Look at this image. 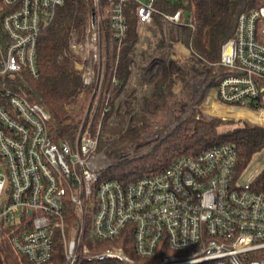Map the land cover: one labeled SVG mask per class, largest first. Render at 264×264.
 <instances>
[{
    "label": "built area",
    "instance_id": "2783aa9c",
    "mask_svg": "<svg viewBox=\"0 0 264 264\" xmlns=\"http://www.w3.org/2000/svg\"><path fill=\"white\" fill-rule=\"evenodd\" d=\"M87 1L84 33L72 32L69 47L81 75L80 97L88 92L90 99L75 140L55 143L50 114L11 83L24 71L38 75L40 35L65 0H0V227L6 233L0 264L9 263L6 237L18 264H264V148L243 169L236 144L228 142L133 182L105 177L139 154L100 149L103 120L116 124L127 111L131 117L145 97L132 80L136 65L116 94L127 14L132 10L137 20L135 51L148 40L146 32L157 34L155 16L192 28L194 17L181 6L186 0L167 1L179 5L174 12L157 0ZM218 65L224 75L208 93L264 129V5L239 16ZM117 240L122 244L106 246Z\"/></svg>",
    "mask_w": 264,
    "mask_h": 264
},
{
    "label": "trees",
    "instance_id": "16d2710c",
    "mask_svg": "<svg viewBox=\"0 0 264 264\" xmlns=\"http://www.w3.org/2000/svg\"><path fill=\"white\" fill-rule=\"evenodd\" d=\"M167 1L169 3V0H157V6L165 11H176L179 5H169ZM262 5L264 0H186L181 6L192 13L194 28L167 25L155 16L156 38L149 45L152 50L143 51L142 56L150 57L152 62L159 65L160 75L153 80L151 91L140 102L137 113L131 117H128L131 114L129 111L124 115L118 114V122L113 125L107 122V118L103 120L100 149L105 148L109 155L119 157L121 152L131 148L140 151L152 142H155V146L117 163L105 173L106 178L122 183L133 182L167 169L179 157L194 156L228 142L236 144L237 167L243 169L255 154L263 150V128L243 122L238 127L228 129L226 127L232 125L231 121L225 122L219 118L209 120L199 117L197 112H192L166 136L148 141L147 135L153 127L165 124L175 107L186 102L188 86L196 77H205L207 71L211 70V75L207 77L208 92L217 86L224 75L221 67L217 69L222 46L234 35L239 16ZM89 6L87 0H65V4L57 10L53 23L40 35L38 75L24 71L11 83L14 91L21 93L31 103L41 105L50 114L49 133L55 143L75 140L84 114V111L76 113L72 109L78 104L82 85L81 75L75 69L77 57L69 47V36L72 32L79 36L84 33ZM127 17L129 32L120 51L117 95L125 90L133 73L135 50L140 41L132 10ZM178 48L187 50L188 55H180ZM211 114L249 117L244 111L226 109ZM5 234L0 227V240ZM7 238L4 239V249L9 258L8 264H18L19 256ZM131 241L127 240L128 243ZM120 244L117 240L106 246Z\"/></svg>",
    "mask_w": 264,
    "mask_h": 264
},
{
    "label": "rangeland",
    "instance_id": "374dc122",
    "mask_svg": "<svg viewBox=\"0 0 264 264\" xmlns=\"http://www.w3.org/2000/svg\"><path fill=\"white\" fill-rule=\"evenodd\" d=\"M145 35L148 37V40H145L141 45L140 51H137L138 59L136 62V67L134 69V72L136 73L137 77L132 79L133 82L139 85L142 97L146 96V91L148 89V87H146V84L149 85V83L152 80H154L157 76L160 75L159 65L152 62L150 57L142 56L143 51L152 50V48L149 45L152 44L156 38L153 37L154 34L151 33L148 35V33L146 32ZM178 51H180V55L181 54L188 55V51L185 50L184 48H178ZM109 53H111V51H109ZM218 68L219 66L217 67V69ZM207 82H208L207 77L206 78L203 76L196 77L193 80V82H191V84L188 86V96L186 97V102L182 106H178L173 109V112L169 114L168 118H166L165 124H160L159 126H155L153 127V129H151V131L148 132L147 134L148 141L166 136L167 133L173 131L179 125V123L181 121H184L192 112H197L196 115H198L199 117L200 116L204 117L209 120L214 118H219L225 122L231 121L232 125H227L228 127H226L228 129L232 127H238L243 122L246 123L245 117H233V116L228 117V116L211 114V113H220L222 110H225L226 108H223L218 103H216V101L214 100V93H208ZM89 99H90L89 93L85 92L84 95L78 97V104L74 105L72 109H74L76 113L78 111L79 113L80 111L81 112L85 111ZM127 107H129V105ZM149 150H150L149 145H146L144 149L139 151V154L145 153ZM128 151L132 153H136L137 150L135 148H131L123 152L129 153ZM138 155H134L130 158L136 157Z\"/></svg>",
    "mask_w": 264,
    "mask_h": 264
},
{
    "label": "bare ground",
    "instance_id": "6f19581e",
    "mask_svg": "<svg viewBox=\"0 0 264 264\" xmlns=\"http://www.w3.org/2000/svg\"><path fill=\"white\" fill-rule=\"evenodd\" d=\"M249 115V114H248ZM250 118H252L250 115H249Z\"/></svg>",
    "mask_w": 264,
    "mask_h": 264
},
{
    "label": "water",
    "instance_id": "95a60500",
    "mask_svg": "<svg viewBox=\"0 0 264 264\" xmlns=\"http://www.w3.org/2000/svg\"><path fill=\"white\" fill-rule=\"evenodd\" d=\"M181 122H182V121H181ZM181 122H180V123H181ZM180 123H179V124H180Z\"/></svg>",
    "mask_w": 264,
    "mask_h": 264
}]
</instances>
